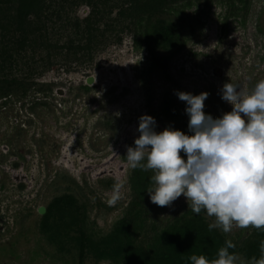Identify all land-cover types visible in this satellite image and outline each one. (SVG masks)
<instances>
[{"label": "rangeland", "instance_id": "obj_1", "mask_svg": "<svg viewBox=\"0 0 264 264\" xmlns=\"http://www.w3.org/2000/svg\"><path fill=\"white\" fill-rule=\"evenodd\" d=\"M231 1L170 4L150 20L130 24L120 42L99 49L92 62L68 70L53 64L36 71L26 90L0 97V264H80L75 232L52 228L66 216L47 215L46 207L73 195L85 228L95 237L108 234L132 199L126 152L135 147L142 115L154 118L156 132L177 129L179 124L159 114L162 99L185 111L178 92H207L203 111L219 118L232 109L221 98L225 82L251 91L264 79V0ZM87 12L82 6L76 14ZM157 19L175 23L183 45L165 69L150 71L148 46L164 54L152 39ZM119 181L122 198L109 205ZM187 208L181 195L171 206L151 209L145 229L151 232L150 222L163 225ZM251 229L234 227L227 234L239 242ZM237 256L236 264H250ZM83 264L115 263L86 252Z\"/></svg>", "mask_w": 264, "mask_h": 264}, {"label": "trees", "instance_id": "obj_2", "mask_svg": "<svg viewBox=\"0 0 264 264\" xmlns=\"http://www.w3.org/2000/svg\"><path fill=\"white\" fill-rule=\"evenodd\" d=\"M179 1L190 0H0V97L26 90L36 71L41 74L53 64L61 63L68 70L72 64L92 62L99 49L120 42V33L129 29L130 24L143 18L150 20ZM218 1L232 5L231 0ZM244 4L246 6L247 2ZM82 6L87 7L88 12L79 17L76 12ZM124 22L127 24L119 27ZM152 33L153 43L164 54L155 55L154 49L148 46L149 70L159 71L167 67L183 42L176 24L164 19L154 22ZM159 114L179 124L178 130L192 134L188 114L168 98L162 99ZM151 176L150 170L132 171L129 180L132 199L125 214L105 235L95 237L85 228L73 195L64 194L46 207L47 215L55 211L66 216L63 224L61 221L52 228L56 232L62 229L75 232L71 237L77 244L80 264L86 252L115 264H191L188 257L193 254L205 255L210 260L217 258L218 249L226 246V240L235 244V248L229 249L230 253L249 260L260 258L259 245L264 240V230L252 227L238 242L219 229L209 231L210 222L203 210L196 214L189 207L172 214L163 225L153 220L148 232L145 225H148L150 210L165 208L149 201L146 189L152 185Z\"/></svg>", "mask_w": 264, "mask_h": 264}, {"label": "clouds", "instance_id": "obj_3", "mask_svg": "<svg viewBox=\"0 0 264 264\" xmlns=\"http://www.w3.org/2000/svg\"><path fill=\"white\" fill-rule=\"evenodd\" d=\"M177 95L187 104L192 134L172 128L156 132L154 118L142 115L135 147L127 148V169L152 171V186L146 189L152 203L168 207L183 195L192 212L214 217L209 231L264 230V79L251 91L225 82L221 98L232 109L215 119L203 111L207 92ZM123 183L114 185L109 205L122 198ZM225 245L217 258L193 254L188 259L191 264H236L238 256L229 252L235 244L226 240ZM259 248L260 258L250 264H264V240Z\"/></svg>", "mask_w": 264, "mask_h": 264}, {"label": "flooded vegetation", "instance_id": "obj_4", "mask_svg": "<svg viewBox=\"0 0 264 264\" xmlns=\"http://www.w3.org/2000/svg\"><path fill=\"white\" fill-rule=\"evenodd\" d=\"M119 150H120V147L118 148ZM115 154V153H114ZM113 154V155H114ZM113 159V156L112 157H110L109 159H107L105 162H103V164L104 163H106V162H108V160H112ZM105 167L104 166H101V168H100V170H102V169H104Z\"/></svg>", "mask_w": 264, "mask_h": 264}, {"label": "water", "instance_id": "obj_5", "mask_svg": "<svg viewBox=\"0 0 264 264\" xmlns=\"http://www.w3.org/2000/svg\"><path fill=\"white\" fill-rule=\"evenodd\" d=\"M40 212H43L42 209H40Z\"/></svg>", "mask_w": 264, "mask_h": 264}]
</instances>
